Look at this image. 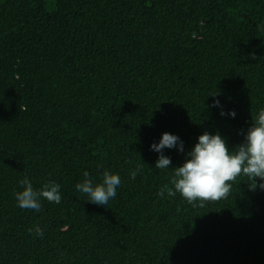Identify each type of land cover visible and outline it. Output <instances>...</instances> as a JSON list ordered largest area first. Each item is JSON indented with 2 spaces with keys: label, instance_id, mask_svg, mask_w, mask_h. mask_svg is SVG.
Wrapping results in <instances>:
<instances>
[{
  "label": "trees",
  "instance_id": "1",
  "mask_svg": "<svg viewBox=\"0 0 264 264\" xmlns=\"http://www.w3.org/2000/svg\"><path fill=\"white\" fill-rule=\"evenodd\" d=\"M260 108L264 0H0V264H264V182L160 198L174 170L150 149L179 136L180 166L218 131L232 150ZM105 170L107 205L75 190ZM25 176L61 203L17 207Z\"/></svg>",
  "mask_w": 264,
  "mask_h": 264
},
{
  "label": "clouds",
  "instance_id": "2",
  "mask_svg": "<svg viewBox=\"0 0 264 264\" xmlns=\"http://www.w3.org/2000/svg\"><path fill=\"white\" fill-rule=\"evenodd\" d=\"M212 106L221 107L220 101L215 99ZM220 115L234 119L236 113L221 110ZM252 121L244 142L232 150H229L226 139L218 131L214 134L206 131L197 137V142L187 151L183 164L172 168L171 158L165 155V150L183 153L184 142L175 134L163 133L158 142L150 145V149L158 154L155 168L174 171L170 179L171 186L165 184L158 196L164 198L167 194L168 197H175L179 194L188 203L217 201L228 195L232 186L230 182L241 175L250 178L253 184L256 178L264 182V108L257 111ZM140 171L139 168L133 171L132 178ZM19 183L22 190L14 193V196L17 207L21 209L40 212L43 200L61 203L59 183L49 181L36 189L27 176ZM120 186V175L105 170L98 183L88 171H84L82 181L74 187L77 192L87 196L89 202L105 206L116 197ZM259 187L264 189V183ZM37 235L43 234L37 231Z\"/></svg>",
  "mask_w": 264,
  "mask_h": 264
}]
</instances>
